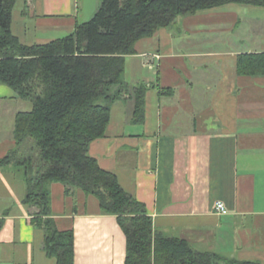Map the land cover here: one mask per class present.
<instances>
[{
    "label": "crops",
    "instance_id": "obj_1",
    "mask_svg": "<svg viewBox=\"0 0 264 264\" xmlns=\"http://www.w3.org/2000/svg\"><path fill=\"white\" fill-rule=\"evenodd\" d=\"M99 2L88 6L85 0H17L12 32L28 45L60 38L47 35L54 30L72 33L76 23L93 16ZM162 34L154 41L149 40L155 34L139 40L136 54L125 57L124 76H131L126 81L148 87L145 120L132 121L134 99L124 94L112 104L105 135L90 143L89 154L145 204L156 232L185 239L196 249L264 264V96L237 105H215L219 120L209 111L198 117L186 97L194 89L192 74L181 81L172 76L194 70L199 62L187 58L198 55L175 53L171 40ZM244 52L264 48L208 51L209 61L201 66L208 69L207 63L219 58L224 73L237 78L230 93L251 85L256 94H264V75L236 72L237 54ZM228 61L230 67L225 65ZM150 68L154 79L148 75ZM214 84V97L229 93L227 81ZM159 87L174 91L159 95ZM222 89L226 91L221 93ZM178 94L183 103L177 99L173 105L170 98ZM28 102L0 83V157L15 146V116L32 108ZM49 187L57 227L73 230L74 264H124L126 237L116 216L100 212L96 198L95 205L93 196L81 190L66 195L62 183ZM24 193L23 177L16 175V169L0 168V264H56L44 252L43 230L32 223L38 209L22 202ZM217 201L224 203L225 214L215 211Z\"/></svg>",
    "mask_w": 264,
    "mask_h": 264
},
{
    "label": "trees",
    "instance_id": "obj_2",
    "mask_svg": "<svg viewBox=\"0 0 264 264\" xmlns=\"http://www.w3.org/2000/svg\"><path fill=\"white\" fill-rule=\"evenodd\" d=\"M16 2L0 0V83L32 108L16 114L15 146L0 157V168L22 169V202L38 209L32 223L43 230L46 255L56 264H74L73 230H60L51 211L49 186L59 182L66 195L81 190L96 198L100 212L116 216L126 237L124 264H261L156 232L145 204L99 165L89 146L105 135L112 104L126 93L134 99L132 121L145 120L147 85L124 80L125 57L136 54L139 40L179 15L228 4L264 7V0H100L93 16L76 23L72 33L30 45L12 32ZM236 72L264 75V52L239 53Z\"/></svg>",
    "mask_w": 264,
    "mask_h": 264
},
{
    "label": "rangeland",
    "instance_id": "obj_3",
    "mask_svg": "<svg viewBox=\"0 0 264 264\" xmlns=\"http://www.w3.org/2000/svg\"><path fill=\"white\" fill-rule=\"evenodd\" d=\"M85 1L88 6L94 4V0ZM157 31L149 41H154L160 36V33H163L161 37L171 40L170 48L173 49L175 53H197L198 55L196 58H187L188 60L195 59L199 62V64L195 65L194 70H183V73L180 75L176 72L172 74V76H174L173 80L175 81L178 79L181 81V77L186 76L188 73L192 74L191 81L194 82V89L191 90L189 96L186 95V97H189V99L191 98L190 103L192 104L189 107H196L195 114L198 117L204 116L206 113L208 114L209 111L212 112L211 114L215 115L216 120H219L215 105H217L218 108L220 105L224 106L231 103L237 105L251 102L256 96H264L263 93L256 94L255 89L251 88V85H249L250 87L244 88L241 93H230L231 82L234 83L237 78L231 74L224 73L225 67L222 66L219 58H217L218 60L216 61L208 62V69L202 67L203 63H206L204 61H209V57H206L208 51L226 53L228 50L235 49L247 50L252 47L256 49L264 48V7L228 4L217 8L204 9L195 14L179 15L173 24L165 28H160ZM65 35V32L54 30L53 33H49L47 36L56 38ZM225 65L230 67V61L226 62ZM152 70L153 68H150L149 74H147L153 78L155 75H152ZM130 77V73L128 75L126 74L124 80L126 81ZM221 80L229 83L227 85L228 88L225 87L229 93L224 96L218 94L214 97L215 93H213V89L214 87L216 89L214 83L217 84V82ZM211 82H214L212 84V89H210L212 93L207 89V86H209ZM225 89H222L221 93H224L226 91ZM180 96L181 95L178 94V96L175 95L174 98H170L173 100L171 103L175 105L178 101H182L180 103L182 104L183 98ZM177 99L179 100L177 101ZM23 105L25 107L27 106L25 104ZM152 105H156V100L153 97ZM17 169L16 175L22 177V169ZM92 199H94L96 205L95 198L92 197Z\"/></svg>",
    "mask_w": 264,
    "mask_h": 264
},
{
    "label": "built area",
    "instance_id": "obj_4",
    "mask_svg": "<svg viewBox=\"0 0 264 264\" xmlns=\"http://www.w3.org/2000/svg\"><path fill=\"white\" fill-rule=\"evenodd\" d=\"M214 208H215V211H216L217 213H220V214H225V213L227 212L224 203L221 202V201H217V202L215 203Z\"/></svg>",
    "mask_w": 264,
    "mask_h": 264
},
{
    "label": "water",
    "instance_id": "obj_5",
    "mask_svg": "<svg viewBox=\"0 0 264 264\" xmlns=\"http://www.w3.org/2000/svg\"><path fill=\"white\" fill-rule=\"evenodd\" d=\"M210 122V119L207 121V123Z\"/></svg>",
    "mask_w": 264,
    "mask_h": 264
}]
</instances>
